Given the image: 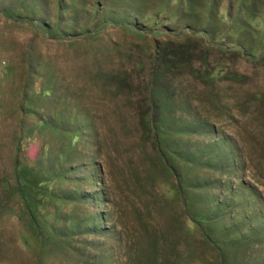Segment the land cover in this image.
Returning <instances> with one entry per match:
<instances>
[{
	"label": "rangeland",
	"instance_id": "374dc122",
	"mask_svg": "<svg viewBox=\"0 0 264 264\" xmlns=\"http://www.w3.org/2000/svg\"><path fill=\"white\" fill-rule=\"evenodd\" d=\"M0 264H264V0H0Z\"/></svg>",
	"mask_w": 264,
	"mask_h": 264
},
{
	"label": "trees",
	"instance_id": "16d2710c",
	"mask_svg": "<svg viewBox=\"0 0 264 264\" xmlns=\"http://www.w3.org/2000/svg\"><path fill=\"white\" fill-rule=\"evenodd\" d=\"M207 240H209V239H207ZM208 243H210V241H207Z\"/></svg>",
	"mask_w": 264,
	"mask_h": 264
}]
</instances>
